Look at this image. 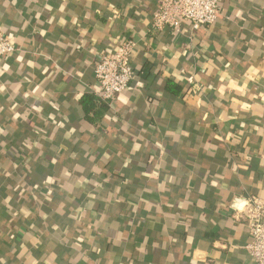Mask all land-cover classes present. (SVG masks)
Segmentation results:
<instances>
[{
	"label": "crops",
	"instance_id": "crops-1",
	"mask_svg": "<svg viewBox=\"0 0 264 264\" xmlns=\"http://www.w3.org/2000/svg\"><path fill=\"white\" fill-rule=\"evenodd\" d=\"M160 0H0V264H253L264 201V0L151 30ZM134 40L112 104L93 65ZM106 109L88 114L80 101Z\"/></svg>",
	"mask_w": 264,
	"mask_h": 264
},
{
	"label": "built area",
	"instance_id": "built-area-1",
	"mask_svg": "<svg viewBox=\"0 0 264 264\" xmlns=\"http://www.w3.org/2000/svg\"><path fill=\"white\" fill-rule=\"evenodd\" d=\"M224 0H160L151 20V30L170 29L175 35H183V25L190 31L212 26L220 16ZM136 49L134 40L122 41L114 51L98 57L93 65L96 82L95 94L105 104H112L124 94L133 80L131 58ZM7 35L0 29V59L16 52ZM242 219L248 224L251 241L245 251L253 264H264V201L250 197L244 202Z\"/></svg>",
	"mask_w": 264,
	"mask_h": 264
},
{
	"label": "trees",
	"instance_id": "trees-1",
	"mask_svg": "<svg viewBox=\"0 0 264 264\" xmlns=\"http://www.w3.org/2000/svg\"><path fill=\"white\" fill-rule=\"evenodd\" d=\"M82 108L85 110V113L88 114L93 110L94 107H99V109H106L105 105L101 103L96 97H85L80 101Z\"/></svg>",
	"mask_w": 264,
	"mask_h": 264
}]
</instances>
